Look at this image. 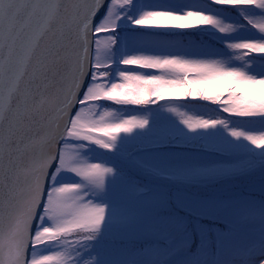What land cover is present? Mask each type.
<instances>
[{"label": "snow or ice", "instance_id": "obj_1", "mask_svg": "<svg viewBox=\"0 0 264 264\" xmlns=\"http://www.w3.org/2000/svg\"><path fill=\"white\" fill-rule=\"evenodd\" d=\"M137 84L134 98H109ZM185 100L222 114L171 108L189 130L223 126L264 149V131L229 129L233 118L264 126V0H0V264H76L106 214L86 189L113 172L78 148L110 152L146 128L147 117L123 114L129 106ZM64 171L83 183L57 184ZM65 217L85 231L41 242Z\"/></svg>", "mask_w": 264, "mask_h": 264}, {"label": "trees", "instance_id": "obj_2", "mask_svg": "<svg viewBox=\"0 0 264 264\" xmlns=\"http://www.w3.org/2000/svg\"><path fill=\"white\" fill-rule=\"evenodd\" d=\"M136 95L129 88L113 89L109 98ZM258 106L264 107V101ZM171 108L204 118L222 115L214 107L191 100L129 106L123 114L147 117L146 128L121 134L110 152L94 144L78 148L83 158L113 172L107 175L103 189H86V199L94 206H106V214L96 238L78 245L76 264H214L216 250L219 264H250V257L264 254L258 249L264 245V149L231 137L223 126L191 131ZM231 128L264 131V126L243 124L235 118L229 121ZM80 132L106 138L112 130L86 127ZM122 137H138L139 141L123 143ZM143 152H152L163 161L167 178L162 173L149 172L148 176L133 160H127ZM56 182L83 183L68 171L61 172ZM64 219L59 228L40 235L60 240L85 231L74 218ZM224 222L239 226L246 235L226 229ZM210 226L217 231V243ZM40 264L54 262L47 258Z\"/></svg>", "mask_w": 264, "mask_h": 264}, {"label": "rangeland", "instance_id": "obj_3", "mask_svg": "<svg viewBox=\"0 0 264 264\" xmlns=\"http://www.w3.org/2000/svg\"><path fill=\"white\" fill-rule=\"evenodd\" d=\"M121 141L123 143H137L139 141L138 137H122ZM137 156V157H136ZM133 160V163L142 168L143 171H145V173H147V175H151V173L154 175V173H162L164 179L167 178L166 175H164V168L162 167L163 161L159 160L152 152H143L142 154L140 153L139 156L138 154H132L131 157L127 158L128 161ZM264 171V168L262 169ZM151 172V173H149ZM47 237L49 236H44L41 235V242L44 240H48ZM259 251H263L264 250V245L260 246V248H258ZM48 257H44L42 259H47ZM251 260L250 262L252 264H261V261H264V254L258 253L255 254L254 257H250ZM41 259V261H42ZM40 261V262H41ZM250 263V264H251Z\"/></svg>", "mask_w": 264, "mask_h": 264}, {"label": "clouds", "instance_id": "obj_4", "mask_svg": "<svg viewBox=\"0 0 264 264\" xmlns=\"http://www.w3.org/2000/svg\"><path fill=\"white\" fill-rule=\"evenodd\" d=\"M143 87H144V85H140V84L132 85V86H130L129 90H130L131 92H134V93H139ZM64 222H65V219H64V218H62V219H60V220L58 221V223H59L60 225H63Z\"/></svg>", "mask_w": 264, "mask_h": 264}]
</instances>
